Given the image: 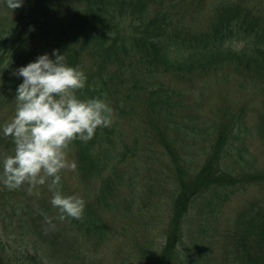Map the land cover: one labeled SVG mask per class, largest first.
<instances>
[{
	"label": "trees",
	"instance_id": "1",
	"mask_svg": "<svg viewBox=\"0 0 264 264\" xmlns=\"http://www.w3.org/2000/svg\"><path fill=\"white\" fill-rule=\"evenodd\" d=\"M26 1L34 15L25 26L15 23L10 28H0V116L5 104L14 103L17 109L10 125L0 126L5 135L0 137V153L10 145H22L30 137L53 145L50 131L44 133L41 122L52 116L63 119V106L69 105L84 112L93 123L84 132L70 130L68 134V140L78 150L81 172L89 178L90 170L98 168L97 152L104 151V141L99 138H106L105 133L114 135L121 122L129 119L162 120L157 122L156 137L176 162V186L171 195L174 217L160 255L148 264H199L200 258L207 264V246L198 245L197 237L193 239V248L183 255L179 252L185 233L189 234L190 219L195 217L192 211L196 198L212 196L206 204L209 209L213 207L208 210L210 213L217 214L238 190L251 182H264V171L253 169L243 144V131L235 126L236 122L233 125L228 106L223 108L215 127L200 133H195L199 131L195 126L173 122L186 86H171L165 78L172 76L182 84H194L195 76L198 80L223 72L221 85L225 90L231 84L234 68L243 73L256 70L258 77L262 76L264 26L260 18L249 9L233 12L235 8L222 13L220 20L205 30L192 31L173 10L178 1L156 7L148 0H77L75 6L63 0L53 18L71 28L56 38L49 34L57 26L49 15L54 12L53 5L61 0H52V5H48L49 0ZM82 52L86 59L80 57ZM33 54L40 57L31 62ZM23 67L34 72V79L27 78L32 81H26L18 71ZM46 80L50 92L61 81L68 88L65 105L42 93L43 88L38 86ZM258 87L264 92V80L259 79ZM262 113L264 122V102ZM40 130L42 137L38 138ZM213 133L216 139L202 152L201 166L197 162L191 166L189 154L178 153L173 147L179 137L208 140ZM45 134L49 135L44 138ZM124 145L111 150L117 153L109 155L113 168L128 157L129 148ZM59 200L60 216L65 217L70 229L78 215H71L73 208L66 198L60 195ZM47 210L42 208L38 214L43 216ZM257 212L255 216H241L237 228L226 234L227 237L234 233L236 242L232 250H227L229 264H264V210ZM88 213L81 214L78 228L86 226ZM206 219L210 220V216ZM55 241L52 236L51 242ZM2 258L0 264H9L8 257Z\"/></svg>",
	"mask_w": 264,
	"mask_h": 264
},
{
	"label": "rangeland",
	"instance_id": "2",
	"mask_svg": "<svg viewBox=\"0 0 264 264\" xmlns=\"http://www.w3.org/2000/svg\"><path fill=\"white\" fill-rule=\"evenodd\" d=\"M62 1L53 5L54 12L49 15L50 21L57 24L49 34L56 38L71 28V25L53 18ZM148 1L156 7L170 6L178 1L173 10L192 31L205 30L220 20L222 13L227 14V10L235 8L233 12L238 8L249 9L264 26V0ZM67 3L75 6L77 0H66ZM49 4L52 5V0ZM33 15L26 0H0V28L16 24L25 26ZM39 57L33 54L30 61ZM80 57L86 59L87 55L82 52ZM18 71L26 81H32L27 79L28 76L34 79L31 76L34 72L25 67L18 68ZM254 71L243 73L234 68L231 84L225 90L221 85L223 72L198 80L195 76L194 84H182L172 76H167L165 81L178 88L186 86L180 96L183 103L178 106L176 119H171L173 122L195 126L199 130L195 133H200L208 127H215L223 108L228 106L233 125L236 122L235 126L243 131V144L253 169L264 171V92L258 87L264 74L259 78ZM46 82L41 81L38 86L43 88L42 93L54 96L65 105L68 88L61 81L56 84L54 92H50L51 87H46ZM3 112L0 126L5 128L15 118V104H5ZM63 114L61 120L52 116V119L41 122L44 133L50 131L53 145L44 139L30 137L22 145H10L8 151L2 149L0 153V257H8L9 264H143L142 261L148 264L155 261L173 222L171 195L176 186V162L156 137L157 122L162 120L139 117L132 122L129 119V122H121L114 135L105 133L106 138H99L104 141L103 146L100 145L104 151L97 152L98 168L90 170V177L85 178L78 150L68 140V134L70 130L84 132L93 123L84 112L69 105L63 106ZM4 128L0 127V137L3 138ZM39 133L37 137L41 138V130ZM47 135H43L44 138ZM6 136L8 138V133ZM214 138L215 133L208 140L179 137L173 147L178 153L189 154L191 166L196 162L201 166L204 162L202 152L215 141ZM124 144L129 148L128 157L113 168L109 155L117 156V153L111 150ZM60 195L72 206L71 215H78L75 226L70 229L58 210ZM210 198L212 196L196 198L192 211L195 217L190 219L189 234L185 233L179 252L183 255L193 248L196 244L193 239L197 237L198 245L207 246L204 262L229 264L227 250H232L236 242L234 233L227 237L226 234L237 228L236 222L241 216H255L257 210H264V182H251L245 189L238 190L217 214L208 211L213 208L209 209L206 204ZM42 208H48L43 216L38 214ZM87 211L90 213L86 226L78 228V219ZM207 216H210L208 221ZM52 236L56 237L55 242H51ZM200 255L198 253L199 258ZM198 263L203 264L201 258Z\"/></svg>",
	"mask_w": 264,
	"mask_h": 264
}]
</instances>
